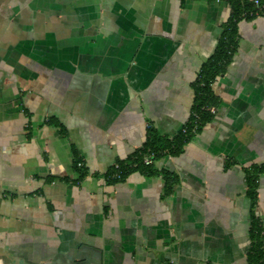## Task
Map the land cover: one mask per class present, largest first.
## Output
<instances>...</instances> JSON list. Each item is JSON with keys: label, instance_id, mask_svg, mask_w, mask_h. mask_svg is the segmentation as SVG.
I'll return each instance as SVG.
<instances>
[{"label": "crops", "instance_id": "obj_1", "mask_svg": "<svg viewBox=\"0 0 264 264\" xmlns=\"http://www.w3.org/2000/svg\"><path fill=\"white\" fill-rule=\"evenodd\" d=\"M229 13L215 0H0V264H249L264 15L238 22L220 104L180 154L110 178L149 127L183 129ZM161 172L176 176L168 195ZM254 214L264 251V173Z\"/></svg>", "mask_w": 264, "mask_h": 264}, {"label": "trees", "instance_id": "obj_2", "mask_svg": "<svg viewBox=\"0 0 264 264\" xmlns=\"http://www.w3.org/2000/svg\"><path fill=\"white\" fill-rule=\"evenodd\" d=\"M230 6L229 17L224 24L223 32L218 40L214 53L201 65L196 79L193 82V103L188 122L183 129L172 138L160 136L152 127L147 130V139L142 148L134 151L126 160L118 161V168L111 169V174L120 172L119 179L132 171H145L149 175L154 174L150 165L143 167L142 160L146 156H151L152 162L165 155L177 156L191 138L199 133L202 127L213 117L214 109L220 104L218 96L214 93L212 85L215 80L223 75L237 50L238 31L237 24L241 20H252L256 16L264 15V10L255 7L253 0H227ZM262 4L264 0H259ZM80 177L84 175L78 169ZM264 173V166H250L245 170L246 195L251 201V248L248 254L249 264H263L264 251L262 249L263 227L257 216L254 214V207L257 204L258 178ZM164 179V194L171 193L173 185L176 183V176L167 172H161Z\"/></svg>", "mask_w": 264, "mask_h": 264}, {"label": "built area", "instance_id": "obj_3", "mask_svg": "<svg viewBox=\"0 0 264 264\" xmlns=\"http://www.w3.org/2000/svg\"><path fill=\"white\" fill-rule=\"evenodd\" d=\"M216 2H220V1H227V0H215ZM253 4L255 5V7L259 8L260 10H264V3H260L259 0H253ZM213 112V110H212ZM142 164L144 166H149L152 164V159L151 156H146L143 158L142 160ZM114 169L116 170L118 168L117 164H115ZM121 176L120 172L115 171L113 174L110 175L111 179H119Z\"/></svg>", "mask_w": 264, "mask_h": 264}]
</instances>
